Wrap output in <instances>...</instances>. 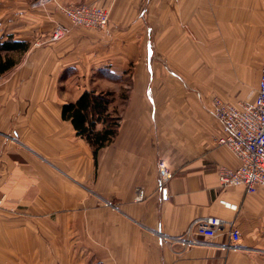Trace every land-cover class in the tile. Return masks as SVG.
Wrapping results in <instances>:
<instances>
[{
	"label": "crops",
	"instance_id": "1",
	"mask_svg": "<svg viewBox=\"0 0 264 264\" xmlns=\"http://www.w3.org/2000/svg\"><path fill=\"white\" fill-rule=\"evenodd\" d=\"M38 2L0 0V44H28L0 53L13 61L0 74V264H264V188H219L217 169L239 162L207 110L212 96L253 100L264 0ZM81 3L108 13L104 30L70 27L58 5ZM56 25L70 32L52 41ZM84 91L110 93L120 118L96 155L61 117ZM207 217L237 227L236 250L225 235L172 240Z\"/></svg>",
	"mask_w": 264,
	"mask_h": 264
},
{
	"label": "built area",
	"instance_id": "2",
	"mask_svg": "<svg viewBox=\"0 0 264 264\" xmlns=\"http://www.w3.org/2000/svg\"><path fill=\"white\" fill-rule=\"evenodd\" d=\"M47 2L48 0H39L38 5ZM58 9L69 21L70 27L97 31L107 27L108 13L99 7L89 4L58 5ZM69 32V27L56 25L51 40L58 41ZM207 110L223 127L224 135L217 138L216 143L228 148L239 162L236 169H217L219 188L224 190L242 187L248 194L260 187L264 188V60L260 64L258 85L251 102L232 105L219 97H212ZM157 175L159 190L166 194L172 172L161 159L157 162ZM144 198V192L138 189L135 201L140 202ZM217 235L228 238V244L222 246L224 250H236L239 247L240 233L237 227L218 217L197 220L184 235L172 240L181 247L190 249L200 243L197 236L212 239Z\"/></svg>",
	"mask_w": 264,
	"mask_h": 264
},
{
	"label": "trees",
	"instance_id": "3",
	"mask_svg": "<svg viewBox=\"0 0 264 264\" xmlns=\"http://www.w3.org/2000/svg\"><path fill=\"white\" fill-rule=\"evenodd\" d=\"M27 49L28 44L15 41L11 37L0 44V53L25 52ZM12 65L13 61H2L0 55V74ZM111 104L110 93L84 91L75 102L62 106V119L71 123L76 135L93 148L94 155L116 135L120 118L115 116L114 111L109 110Z\"/></svg>",
	"mask_w": 264,
	"mask_h": 264
},
{
	"label": "rangeland",
	"instance_id": "4",
	"mask_svg": "<svg viewBox=\"0 0 264 264\" xmlns=\"http://www.w3.org/2000/svg\"><path fill=\"white\" fill-rule=\"evenodd\" d=\"M48 1H51V0H48ZM46 4V3H45ZM82 4V3H81ZM84 4V3H83ZM64 5V4H63ZM66 5H79V4H66ZM61 12V11H60ZM63 17H64V15L63 14H61ZM65 19H66V17H64ZM67 20V19H66ZM68 21V20H67ZM68 23H69V21H68ZM70 24V23H69ZM247 83L248 84H251V81H253L254 80V76H252V78H251V75H249L248 77H247ZM176 80V79H175ZM176 82H177V80H176ZM123 83H131V80H130V77H127L126 78V80L124 79V81H123ZM189 85L191 86V88H195L196 87V85H195V83H193L192 82V80L190 81V83H189ZM212 97H216V96H212ZM211 97V98H212ZM222 99V98H221ZM224 100V99H223Z\"/></svg>",
	"mask_w": 264,
	"mask_h": 264
},
{
	"label": "bare ground",
	"instance_id": "5",
	"mask_svg": "<svg viewBox=\"0 0 264 264\" xmlns=\"http://www.w3.org/2000/svg\"><path fill=\"white\" fill-rule=\"evenodd\" d=\"M32 239V238H31ZM33 246V245H32Z\"/></svg>",
	"mask_w": 264,
	"mask_h": 264
}]
</instances>
